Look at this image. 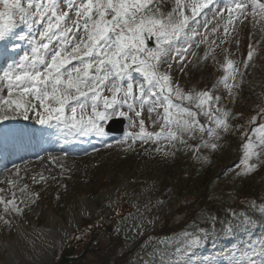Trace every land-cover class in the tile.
Returning a JSON list of instances; mask_svg holds the SVG:
<instances>
[{
	"label": "snow or ice",
	"instance_id": "snow-or-ice-1",
	"mask_svg": "<svg viewBox=\"0 0 264 264\" xmlns=\"http://www.w3.org/2000/svg\"><path fill=\"white\" fill-rule=\"evenodd\" d=\"M211 2L193 0L190 5L193 15ZM154 3L155 0H0V41L17 35L18 25L31 30L35 25L46 24L39 32V38L30 39L31 53H26L19 63L4 72L2 79L6 81L9 98L0 97V105L28 119L27 113L37 107L33 101H37L39 108L47 113L38 123L46 124L55 119L81 134L95 132L98 136L105 134L101 124L112 115L130 119L135 126L136 121L129 113L139 118L146 105L149 114L159 106L164 109L161 128L174 124L177 131L147 133L141 119L139 138L147 140L163 136L174 140L179 133L196 131L197 113L171 99L173 92L177 99L191 100V95H184L179 88L173 90L170 76L159 71L161 56L165 52L162 45L169 43L171 36H179L187 26L188 17L181 10L182 19L173 22L176 10L166 17L158 15L159 8L152 12L150 7ZM176 4L179 6L180 0H176ZM252 4L254 14L264 18V2L252 0ZM245 7L244 0H230L216 15L222 16L226 10L231 23L232 19L244 14ZM153 36L157 40L154 49L147 46ZM251 57L250 51L248 58ZM132 72L142 76L141 83L133 81ZM225 86H228L226 80ZM105 91L111 95H102ZM13 93H18L16 98H11ZM199 96L201 99L196 107L203 109L212 97L207 92ZM150 97H155L151 105ZM89 107L91 114L86 117ZM122 107H126L127 112L119 111ZM67 109H70L71 116ZM172 110L177 116H173ZM204 114L209 115L208 112ZM215 122L227 128L224 120L217 118ZM199 130L204 131L202 125ZM209 134H212L211 129ZM255 135L256 140L245 145L248 158L258 155L257 148H264V125L255 130ZM252 167L249 165V170ZM0 203L5 204L6 211L10 205L12 211H20L11 200L4 202L0 198ZM243 222L249 221L245 218ZM232 264H264V240L246 245Z\"/></svg>",
	"mask_w": 264,
	"mask_h": 264
},
{
	"label": "rangeland",
	"instance_id": "rangeland-1",
	"mask_svg": "<svg viewBox=\"0 0 264 264\" xmlns=\"http://www.w3.org/2000/svg\"><path fill=\"white\" fill-rule=\"evenodd\" d=\"M177 73H180V71L177 70ZM7 95L8 92L6 91L0 80V97H6ZM34 112L35 110L29 111L27 113L28 117L30 118L34 114ZM19 118L25 119L24 116L21 114H19ZM252 140L254 141L256 140V135H254V139L252 138ZM206 151L207 149H205L204 147L202 151L198 152V155L203 157ZM114 153L105 154L103 152L101 154H98L96 158L92 157L93 158L92 160L91 157L88 159L87 156L71 158V161L65 164V167L70 168L73 174L72 179L67 180V187L58 191L57 194L54 191L53 192L54 196H52L50 193H47V191H44V194L42 196L38 194V197L40 199L38 204L28 208L23 213L20 214L17 213V216L20 219H23V221H25L24 223L26 224H29V222L31 221H36L37 224L47 225L49 224L48 223L49 221L46 220L47 218L45 215V209L47 207H51L53 209L52 211L55 212L56 214L55 216H57L58 218V220L55 223L57 224V227L59 228V231L62 234L65 225H68L69 227L74 229L77 227L79 223L81 224L85 223L84 220L86 218H89L90 217L89 214L91 213L89 209V205L100 207V204L98 202L100 196L105 194L107 198L108 196L107 192L113 189V186L111 185L112 179H114L115 182V181H120L121 179L124 178L125 179L133 178L134 175L140 174L142 172V169L145 167V165H147V163L153 160H158L155 157L153 159V155L148 156V155L138 154L137 156L132 155L129 156L128 158H122L118 154H114ZM192 159L193 158H189V160ZM196 159L199 160L198 158ZM202 163H204V165L206 166L207 161ZM31 168H34V165H32ZM150 172H151L150 170L146 169L145 179L150 178ZM38 175H41V178L46 177L45 175L43 176V170L40 168H38ZM152 175L155 177L154 179L155 181L156 180L159 181L157 179L159 177L165 178L171 175L177 176L178 166L170 165V167H168V165L163 164L160 170L156 171ZM105 178H107L108 180L110 178V181L108 182V180H106ZM11 182H15V178H12ZM50 182L51 185L56 184V181L53 179L50 181L41 180V184L34 185L32 190L37 189L38 191L39 189L43 191V189L39 185L42 186L50 185ZM104 185H107V187L109 188H106V191L102 192L101 187ZM258 185L259 183L257 182L254 183L253 190H251L250 193L254 194L264 189V185L261 188L257 189ZM18 186H20L19 183ZM76 195H83L84 200L87 201L85 205L77 202ZM167 202H169V200L163 202L159 199L157 203V207L154 208L156 209L155 210L156 213L154 214H162V215H164L165 213L168 214L171 211L170 209L172 206H168ZM231 203H233V199L231 200ZM81 212L83 213L81 214ZM102 212L103 210H99L98 215L102 214ZM197 214H198L197 219H201L202 223H204L205 221L209 223V218L211 221L213 220L210 216L209 217L202 216L203 214H200V212H198ZM163 219L164 217L157 220L156 225L164 224ZM250 222L252 224L258 223L256 215H254V218L252 219L250 218ZM18 228L19 227L12 229L4 228L3 230L0 231V239H8V240L16 239L17 241L20 242V245L22 246V247L19 246L18 248L16 243L9 244L8 248L13 252V254L11 252H4L0 250V264H52L54 261L52 256L56 255V253L54 254L47 253L42 246H40L37 243H34L32 238L26 241L25 239L31 236L29 234V231L22 229L23 232H25V234H28L27 237L23 235V237H25V239H23L21 234L19 233ZM46 228H48V226L45 227V229ZM111 231H114L115 234L122 233V230L115 228L114 229L111 228ZM47 232L49 233V231ZM146 232L147 231H142L141 234H145Z\"/></svg>",
	"mask_w": 264,
	"mask_h": 264
},
{
	"label": "bare ground",
	"instance_id": "bare-ground-1",
	"mask_svg": "<svg viewBox=\"0 0 264 264\" xmlns=\"http://www.w3.org/2000/svg\"><path fill=\"white\" fill-rule=\"evenodd\" d=\"M53 150H54V149H52L51 151H53ZM18 183H19L20 185L22 184L21 182H16L15 184L18 185ZM15 184H14V185H15ZM47 229H48V228H46V231H47ZM21 234H22V233H21ZM22 235H24V234H22ZM5 245H7V243H6Z\"/></svg>",
	"mask_w": 264,
	"mask_h": 264
}]
</instances>
